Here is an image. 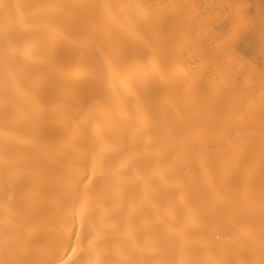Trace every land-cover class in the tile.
I'll return each instance as SVG.
<instances>
[{
    "label": "bare ground",
    "instance_id": "6f19581e",
    "mask_svg": "<svg viewBox=\"0 0 264 264\" xmlns=\"http://www.w3.org/2000/svg\"><path fill=\"white\" fill-rule=\"evenodd\" d=\"M5 2L69 5L184 4L202 5L209 10L215 5L239 3L249 5L257 15L261 7V0ZM201 11L197 8L186 19L190 23ZM77 15L81 18L62 17L58 21L59 29L75 43H56L46 35L33 37L34 54L48 56L55 63L32 67L25 82L29 89L41 95L48 111L42 117L31 121L21 118L17 130L22 138H37L39 143L14 141L9 145L24 165L21 169L24 179L18 188L15 185L13 187L26 211V215H22L20 220L25 231L33 237L43 239L45 249H54L65 226L69 231L72 230L71 222L62 208L61 193L64 190L66 172L78 166L82 149L71 127L75 113L68 109L75 97L84 93L100 92L98 99L104 105V115L96 123L105 140L111 145L109 168L119 170L121 174L102 181L94 178L88 198L93 213L92 222L107 220L109 223L103 227L114 237L112 247L125 253L124 257L114 254L112 258H129L128 254L134 253L141 264H161L168 258H182L187 264L190 260L204 258L203 251L206 249H203L199 241H210L215 245H224L230 238L248 242L246 232L253 231L258 234L261 227L258 208L252 210L243 203L227 208L216 199L210 188V185H214L219 190L227 183L243 189L251 179V154L247 150H233L223 144L209 146L218 139L211 129L219 118V108L224 96L217 95L207 87L208 76H204L195 106L187 98L178 96L173 88L181 76L178 66H182L188 57L194 59L202 55L198 47H193L188 56L180 54L179 51L172 55L170 48L173 34L176 35V42L182 44L184 41L205 39L211 34V29L202 33L196 32L175 17H165L157 30L162 40L156 49V59L160 64V73L157 74L150 70L148 61L141 54L142 41L139 36H131L116 25L108 27V35L102 47L113 65L112 89L123 103L127 112L125 116L121 115V110L113 101L112 89L104 88L101 82L100 74L96 70L97 53L91 48L80 46L79 36L94 24L93 10H77ZM212 20L219 22L220 13H210L209 23ZM138 31L142 35L146 29L138 26ZM243 47L248 50L249 42L245 41ZM249 58L251 60L245 65V70L249 73L248 83L240 86L241 94L238 97L241 105H247L249 100L258 99L260 96L259 68H264V56L260 55L258 45ZM210 59L208 55L203 56L204 67H207ZM253 75L256 79H252ZM225 81H230L226 73ZM225 86L221 82L220 87ZM244 89L248 91L244 92ZM134 97H139L149 115L150 124L147 128H140L132 116ZM177 112L183 119L177 118ZM262 121L264 117L261 116L260 105L256 104L242 122L254 133L245 139L253 146L257 157ZM2 126L3 119L0 116V127ZM3 148V140L0 139V151ZM122 150H127L132 155L131 169H120L119 154ZM158 150L162 154H158ZM201 161L207 164V177L203 174ZM145 177H152V183L146 193L147 199L142 200L140 186ZM2 196L3 184L0 183V198ZM186 206L190 209V217L197 223L194 224L185 217ZM101 209L104 210L103 213ZM2 223L3 212L0 210V225ZM75 231L80 236V243L77 245L73 241L77 253L69 255L73 260L87 259L91 238L80 229L79 221ZM192 249L202 250L193 252ZM36 258H40L39 254ZM64 258L68 259L67 256Z\"/></svg>",
    "mask_w": 264,
    "mask_h": 264
},
{
    "label": "snow or ice",
    "instance_id": "6c2138e0",
    "mask_svg": "<svg viewBox=\"0 0 264 264\" xmlns=\"http://www.w3.org/2000/svg\"><path fill=\"white\" fill-rule=\"evenodd\" d=\"M197 8L202 11L190 23L186 19ZM162 9L163 11H154ZM77 10H93L94 24L79 36L80 46L91 48L97 53L96 70L100 74L104 88L112 89L114 68L109 58L104 54L103 43L108 35L110 25L118 26L131 36H139L142 41L141 54L148 61L153 73H160V64L156 59V49L162 40L157 34L162 20L172 16L183 22L196 32L211 29L205 39L173 43L170 53L188 56L193 47H198L202 55L194 59L188 57L179 67L181 76L173 88L178 96L187 98L194 106L198 103V93L204 76H208L207 87L217 95L224 96L219 108V118L211 132L218 139L209 145L216 147L223 144L229 149L247 150L250 156L251 179L246 187L239 188L223 185L219 190L210 185L216 199L225 207L233 208L243 203L249 209L258 208L261 218L259 233L247 231L248 242L232 239L224 245L199 241L203 246V259H193L187 264H264V121H262L258 157L253 146L245 139L253 135L250 127L243 125L245 115L251 113L256 104L260 105L261 116L264 117V68H259L258 99L241 105L239 101L240 86L246 85L249 73L245 65L251 60L249 55L259 46L260 55L264 56V0H261L259 15L252 12L249 5L233 3L215 5L206 9L202 5L166 4L146 5L140 3L126 4H61V3H7L0 0V116L3 126L0 127V139L4 148L0 151V183L3 184V196L0 198V210L3 212V223L0 225V264H141L134 253L129 258L114 260V254L121 257L124 252L112 247L114 237L105 231L103 225L109 223L101 219L99 223L92 222L93 213L90 210L88 193L93 185V179L105 180L112 176L119 177V170L109 168V153L111 145L105 140L98 128L97 120L104 115V105L98 97L100 92L84 93L73 99L69 112H74L71 127L81 143V154L78 166L67 170L64 177V190L61 193L63 211L71 222L72 230L65 226L64 233L54 249H45L41 238L33 237L22 227L20 220L26 215L21 202L15 195L14 185L19 187L24 175L21 172L23 162L17 159L9 145L12 142L37 144V138H22L18 132L20 119L31 121L42 117L47 111L46 102L41 95L26 86L29 70L37 65H50L55 62L48 56L36 55L33 52L36 35H46L56 43L72 44L75 41L59 29L58 21L62 17L80 19ZM220 13V20L209 23L210 13ZM138 26L146 29L141 35ZM258 34V39L256 36ZM249 42V49L243 47ZM238 48L240 50H238ZM210 56L207 67L203 65V56ZM223 70V71H222ZM225 73L230 81H225ZM163 80V76H161ZM252 79H256L255 75ZM221 82L225 87L221 88ZM123 84L124 82L121 81ZM247 92V89L243 90ZM113 101L121 110V115H127L123 103L112 89ZM178 119H183L179 112ZM132 116L140 128L150 124L149 115L139 97H134ZM158 154H162L158 150ZM120 169L132 168V155L127 150L119 154ZM201 168L207 177V164L201 161ZM156 175L155 168L153 176ZM152 177L141 180L140 197L147 199ZM258 185V191H257ZM11 193V195H10ZM131 207V205H129ZM103 213V209L100 210ZM186 218L197 223L190 217V209L186 206ZM79 227L91 238L88 246L87 259L73 260L69 255H76L77 248L73 241L80 243V236L75 228ZM125 231L127 225L125 224ZM202 249H192L200 252ZM60 253H63L61 255ZM214 253V255L212 254ZM39 254L40 258H36ZM83 255V250L81 252ZM67 256L68 259L64 257ZM257 256L259 257L257 259ZM161 264H186L182 258H168Z\"/></svg>",
    "mask_w": 264,
    "mask_h": 264
}]
</instances>
